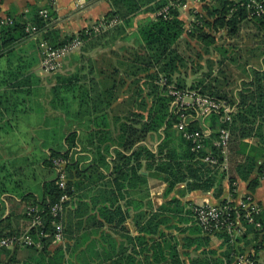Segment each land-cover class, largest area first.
I'll list each match as a JSON object with an SVG mask.
<instances>
[{
  "label": "trees",
  "instance_id": "trees-1",
  "mask_svg": "<svg viewBox=\"0 0 264 264\" xmlns=\"http://www.w3.org/2000/svg\"><path fill=\"white\" fill-rule=\"evenodd\" d=\"M140 1L150 3L153 0H111L112 9L103 19L110 22L130 17L131 24L132 16L138 12L136 9L143 5ZM218 1L219 3L209 8L212 18L196 14L199 23L202 24L201 26L199 23L194 24L199 26L197 30L200 34L197 37L206 41L208 47L215 44L217 38L211 32H201L205 26L215 32L226 29L231 37L239 33L241 24L248 19L253 20L259 29H264V15L249 17L247 0ZM243 2L245 3L242 4ZM167 4L168 0H159L156 6L148 10L161 11ZM44 8L49 9L52 18L53 6L47 3ZM40 9L41 7H32L27 17L24 15L14 17L13 24L0 25V57L12 53L16 44L26 37L34 38L26 31L29 22L41 30L40 36L36 37L38 42L40 43L39 39L46 40L53 47H60L77 35L84 40L89 37L86 29L78 34L62 36L51 28V19L45 20L39 15ZM90 31L94 30L90 28ZM185 31L179 8L173 5L169 6L167 12L150 18L136 30V45L143 48L146 54L140 65L136 64L138 61L133 62L132 66L137 70L131 75L147 73L146 76L151 79L148 92L151 103L143 99L141 107L144 110H131L124 115L113 112V105L117 99L115 77L110 78L111 84L106 81H101L100 84L93 82L95 85L91 86V90L83 89L79 84L80 91L75 88V82L80 81L78 77L76 80L72 77H63L60 83L52 88L54 93L52 103L55 106H57L55 100L57 101L63 87L68 91L78 92L75 96L77 99L80 98L79 108L75 113L78 128H70L63 151L52 149L46 157V165L50 167L54 166L55 158H64L67 161L66 187L59 185L57 176L44 182L41 196L32 193L25 196L30 206L39 207L43 217L42 224L31 229L34 239L41 242V248L25 246L39 255L35 264H76L79 261L81 264H188L182 254L189 256L190 254L180 251L181 239L184 241V248L192 246H195L194 249L203 248L200 255L189 257L190 264H233L235 256L241 254H250L252 258L257 259V252L264 248V207L258 216L261 228L249 225L246 234L236 242L231 243L229 238L225 237L221 246L214 249L210 246L212 236L204 234L202 229L192 222L189 207L185 209L173 198L155 209L150 200L149 177H158L167 182L168 193L183 182L186 183L187 191L197 189L206 191L212 187H219L225 170L219 165L207 164L201 156L209 150H216L212 145V139L220 127L227 126L230 129L229 158L239 163L236 172L242 179L249 180L257 162L254 157L244 156L238 152L240 144L244 140L257 138L264 145V53L259 65H250L246 68L247 77L243 78L235 98L229 97L219 87L211 84L200 83L190 86L236 106L231 120L227 123L220 120L219 114H211L209 127L213 133L207 140L205 149L200 152L193 150L192 141L184 138L175 127L178 117L170 110L173 97L169 93V86L187 87L184 81L176 80L186 63L185 56L178 49V42ZM118 70L116 68L115 73ZM20 72L19 69L17 73ZM213 81L218 82V78L214 77ZM191 129L202 130L204 126L199 121H194ZM84 137L87 140L86 144ZM149 138L155 139L156 146L148 140ZM78 152L85 154L76 156ZM218 159L219 162L224 160ZM234 180L230 178L231 191L235 187ZM258 185L259 178L251 180L248 186L250 192H254ZM64 194L70 197L64 202L65 209L67 207L63 222L65 241L56 244L54 243L56 228L52 224L51 210ZM25 215L30 220L27 210ZM130 218L135 221L137 231L135 237L125 224ZM173 219H177L178 222L172 223ZM183 221L190 222L193 228L189 234L179 239L175 231L180 234L187 233L186 229L179 226ZM107 225L113 233L124 235L129 240L128 243L120 245L111 238L103 254L95 250L97 246L95 241L81 249L85 245L84 235H96L99 229H102L104 236ZM82 230L84 232L81 233ZM21 233L18 230L5 232L0 228V237ZM107 235L111 237L112 232ZM217 236L223 238L222 234ZM73 238L77 239L73 253L81 249L79 252L81 256L77 257L76 262L67 258L71 250L69 239ZM249 245L254 247L253 253L247 249ZM99 246L101 247V243ZM90 250L96 256L85 257L84 254ZM10 254V248L0 249V257ZM95 259H99L100 262L96 263ZM11 262L12 259H9L3 263L0 258V264Z\"/></svg>",
  "mask_w": 264,
  "mask_h": 264
},
{
  "label": "crops",
  "instance_id": "crops-1",
  "mask_svg": "<svg viewBox=\"0 0 264 264\" xmlns=\"http://www.w3.org/2000/svg\"><path fill=\"white\" fill-rule=\"evenodd\" d=\"M47 3H49L48 0H0V19L22 15L27 17L32 7L44 8ZM187 4H189V1ZM111 9V0H55L53 2L54 15L51 18L50 26L62 36L78 34L84 29L95 26ZM185 33L181 38L184 37ZM37 38L26 37L18 43L23 48V58L15 63H19V65L27 63L31 66L30 75L17 73L0 76V81L6 83V85L0 87V228L5 232L9 230L24 232L29 227V219L25 213L30 205L28 198L25 196L30 193L41 196L43 184L47 180L45 178L46 171H53L56 174L54 167L46 165V157L54 145L52 147L47 146L45 136L47 131L56 130L57 128L62 131L61 119L58 116L60 112L51 109L46 99L49 96V91L44 89L46 76L43 74L42 59H35L38 50L32 47V43L38 41ZM39 40L41 47L42 39ZM32 57L33 59L30 60L29 58ZM12 62L6 60L5 67H13ZM19 125L22 133H18L19 136L16 137L15 132L18 130ZM65 139L66 136L61 141L59 139V145L65 144ZM153 145L156 146V143ZM78 149L80 150V148ZM238 149L241 155L252 156L256 159L257 166L249 180L242 179L238 175L236 166L239 163L235 159L229 158L228 153L226 166L223 169L225 173L220 179V185L219 187H212L210 190L187 191L186 183L183 182L177 184L168 193L167 182L158 177H149L150 200L153 207L156 209L173 198L177 199L185 209L193 204L204 202L220 204L226 201L238 204L249 194L264 207V145L257 138H253L244 140ZM38 153H40V158H36ZM79 154L85 153L78 152L76 156ZM56 177L57 174L54 178ZM230 178L235 179L233 182L235 187L232 191ZM255 178H259V185L254 192H250L249 183ZM177 222V219L172 221V223ZM125 224L132 236L135 237L137 234L135 221L130 218ZM179 226L187 230V233L182 234L175 231L179 239L189 234L190 229L193 228L190 222L185 221L179 223ZM105 230L104 236H101V247L98 243L100 242L98 240L99 236L91 235L90 238L83 239L85 245L81 249L95 241L97 242L95 250L103 254L105 249L108 248V241L111 238H114L120 245L128 243L129 240L124 235L114 234L113 230L109 229V225L106 226ZM109 232H112L111 237L107 235ZM223 240L222 237L212 236L210 246L214 249L219 248ZM76 242V238L69 239L72 253L70 251L67 258L71 261H75L71 256L74 247L72 245ZM183 243L184 241L181 239L180 251L182 253L188 252L192 257L200 255L203 249H194L195 246L184 248ZM240 244L244 246L243 243ZM10 249L11 254L9 256L2 255L0 257L3 263L12 259L11 264H35L39 256L35 252L25 254L26 251L29 252V249L25 246ZM81 249L77 251V257L81 256L79 254ZM247 249L252 253L254 252L252 245L247 246ZM87 253L84 254L85 257H89ZM182 256L190 264V256L187 254H182ZM256 258L258 264H264V248L257 252Z\"/></svg>",
  "mask_w": 264,
  "mask_h": 264
},
{
  "label": "rangeland",
  "instance_id": "rangeland-1",
  "mask_svg": "<svg viewBox=\"0 0 264 264\" xmlns=\"http://www.w3.org/2000/svg\"><path fill=\"white\" fill-rule=\"evenodd\" d=\"M158 1L153 0L150 3H142L143 1H140L143 5L136 9L138 12L132 16L131 24L129 23L130 17L123 18L122 20L116 19L117 21L113 23L112 21L107 22L105 20L106 24L103 26L97 23L95 26H98V28L96 30L93 29L94 31H91L86 40L83 39L82 45L75 52L61 58L60 66L57 70L48 72L42 66L43 74L46 76V88L44 87V89L49 91V96L46 99L51 109H56V112H60L58 116L61 119L62 130L60 131L57 128L56 130L46 132L45 140L47 146L50 145L52 147L54 145L52 149L63 151L65 144L59 145V139L60 141L63 140L70 128H78L75 113L79 108L80 98H75L78 93L77 91H68L66 87H63L58 96L59 100L58 98L57 101L55 100L57 106L52 103L54 98L52 88L58 85L63 77H72L74 80L78 77L80 81L75 82L77 90H79V84H81L83 89L89 88L90 90L91 86L95 85V82L100 84L101 81H106V83L111 84L110 78L115 77L117 84L115 95L117 99L114 102L112 110L114 113L120 115H124L131 110H144L141 107L143 99L151 103V97L148 95L150 91V77L146 76L147 73H140L136 76L131 75L133 71L137 70L135 66H132L133 62L138 61L136 64L140 65L146 54L143 48L136 45L135 32L142 23L150 18H155L156 15L167 12L171 5L179 8L180 18L184 21L185 30L187 31L178 42V49L185 56L186 63L182 67L180 74L177 75L176 80L184 81L187 86L185 88H191V85L200 83L211 84L212 86L219 87L229 97L235 98L243 78L247 77L246 68L251 64H260L262 54L264 53V29H259L253 20L248 19L241 24L239 33L231 37L226 29L215 32L213 29L205 26L201 32H211L217 38L216 43L208 47L206 41L197 37L200 34L197 28L202 24L199 23V18H197L196 14L212 18L209 8L219 3L218 0H168V4L161 11L148 10L156 6ZM188 1L189 4H187ZM195 23H199V26H195ZM38 43V41L33 42L32 47L38 50V55L35 59L39 60L43 59V50ZM22 49L20 45L16 44L12 53L0 57V76L17 74L19 69L21 70V75H30L31 68L27 63H22V65L15 63L23 58ZM207 49H209V52H207ZM29 59L31 60L33 57ZM6 60L13 61V67H5ZM116 68L119 70L115 73ZM209 73H211L210 76L208 75ZM214 77L218 78V82L213 81ZM3 85H6V83L0 81V87ZM204 123L210 124L209 118ZM15 133L16 137L18 133H22L20 125ZM83 139L86 144L87 140L85 137ZM151 139L149 138L148 140L152 144L156 143L155 139ZM36 158H40V153H38ZM53 167L57 176H59L58 168ZM45 174L47 180L53 179L56 175L55 172L48 170ZM66 209L65 213L62 214L63 222H65L67 214ZM96 235L99 236L98 240L101 243L102 229H99ZM90 237V234L84 235L83 239L85 240ZM75 244L73 243L72 247ZM89 252L87 253L88 256H96L92 251L90 254ZM29 253L32 254L34 251L29 249V252L26 251L25 254ZM77 253H73L71 256L75 260L78 256ZM95 260L96 263L100 262L99 259ZM76 264H81V262H76Z\"/></svg>",
  "mask_w": 264,
  "mask_h": 264
},
{
  "label": "built area",
  "instance_id": "built-area-1",
  "mask_svg": "<svg viewBox=\"0 0 264 264\" xmlns=\"http://www.w3.org/2000/svg\"><path fill=\"white\" fill-rule=\"evenodd\" d=\"M55 0H48L53 6ZM243 2L242 4H244ZM246 6L249 11V17L264 15V0H247ZM49 9L41 8L39 15L45 20L51 19ZM104 21V22H103ZM117 20H112L116 22ZM14 23V17H6L0 19V25H10ZM103 26L105 20L98 22ZM97 29L98 26L91 27ZM26 31L33 37H38L41 34L40 28L29 22L26 26ZM86 33H91L90 28H87ZM83 43V39L77 35L75 38L66 42L60 47H53L46 40L41 41L44 57L42 59L43 68L50 72L55 71L60 66L61 58L75 52ZM169 93L173 100L170 104V110L178 117L175 127L182 133L183 137L191 140L193 143L192 149L200 152L205 149L206 142L210 138L213 130L209 127V123L205 124L211 114L220 115V120L227 123L231 120V115L236 110V106L226 100L216 98L214 96L204 94L199 88H178L175 85L169 86ZM194 121H199L204 129H191V124ZM217 134L212 139V145L216 150H209L202 160L209 165H219L222 169L226 166V158L229 152L231 140V132L227 126L220 127L216 130ZM218 158H224L219 162ZM54 166L58 168L59 185L66 187V165L67 161L64 158H55ZM69 197L64 194L59 203L52 207L53 220L55 226L54 243H62L64 241V224L63 212L65 210L64 202ZM192 222L199 226L204 234L217 236L222 234L223 238H229L231 243H234L238 238L246 234L249 225L256 228H261V222L258 220L263 206L251 194L247 195L240 203L233 204L232 202L211 204L209 202L193 204L190 207ZM27 214L31 217L29 227L21 234H11L0 237V249L15 248L17 246H36L41 248V242L36 241L31 234V229L41 225L43 217L40 214L38 206L31 205L27 208ZM43 234V233H42ZM48 235V234H43ZM233 264H258L250 254L236 255Z\"/></svg>",
  "mask_w": 264,
  "mask_h": 264
}]
</instances>
